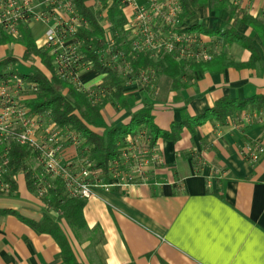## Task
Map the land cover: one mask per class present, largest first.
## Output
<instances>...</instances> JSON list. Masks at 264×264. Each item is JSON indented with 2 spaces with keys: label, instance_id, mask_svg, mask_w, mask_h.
<instances>
[{
  "label": "crops",
  "instance_id": "obj_1",
  "mask_svg": "<svg viewBox=\"0 0 264 264\" xmlns=\"http://www.w3.org/2000/svg\"><path fill=\"white\" fill-rule=\"evenodd\" d=\"M204 8L193 10L188 25L212 49L213 57L224 52V60L212 72L195 73L183 89L168 90L152 111L153 124L160 130L170 131L173 123L184 118L193 130L183 127L177 141L158 139L155 150L160 159L151 165L144 183L110 189L92 183L95 196L83 208L86 229L75 233L64 221L61 224L80 264H264V154L255 163L245 156L253 146H264V110L248 105L224 121L210 113L222 98L264 97V47L242 22V32L234 28L236 21L218 27L214 9L208 14ZM259 8L256 1L253 10L240 12L241 18L249 15L262 21ZM223 11L228 21L229 11ZM230 27L252 38L254 60L238 41L206 33H228ZM24 28L36 42L42 40L43 24L33 22ZM201 29L205 32L200 33ZM0 48L10 52L0 60L20 59L23 53L18 43ZM17 68L28 70L20 64ZM77 78L90 91L100 84L102 75L85 65ZM156 91L165 92L158 87ZM124 92L134 98L132 108H138L139 83L127 82ZM130 122L128 110L108 104L103 119L90 128L102 135L110 127L126 129ZM72 147H65L63 161L76 171L82 158ZM28 165L36 174L40 172L35 158ZM15 181L13 195L0 194V264H66L53 236L29 223L41 221L42 200L28 190L22 171Z\"/></svg>",
  "mask_w": 264,
  "mask_h": 264
},
{
  "label": "built area",
  "instance_id": "obj_2",
  "mask_svg": "<svg viewBox=\"0 0 264 264\" xmlns=\"http://www.w3.org/2000/svg\"><path fill=\"white\" fill-rule=\"evenodd\" d=\"M215 1H222L238 11L253 10L254 3L259 1L264 24V0ZM181 2L182 0L94 1L102 10L114 8L127 19L122 26L119 44L127 49L117 50L118 35L114 32L109 38L105 36L104 46L97 51L100 60L104 61L107 56H111V63L123 61L125 73L130 71V58L135 54L148 55L153 61L154 58L159 60L164 54L174 55L177 61H210L213 51L202 41L200 34L186 31L180 26ZM33 22L44 25L42 42L36 44L52 57L56 74L70 82L77 91L85 93L91 104L104 98L107 90L86 91L78 82L77 73L85 64L80 63V41L76 35L80 29H87L89 25L77 12L73 0H0V39L5 36L19 39L21 30ZM107 26L113 25L109 23ZM140 79L145 82V71L141 73ZM37 90V84L24 81L17 70L8 67L0 73V194H7L10 188L6 177L11 173L9 151L13 144L27 147L41 167V186L37 193L39 197L49 187L48 181L56 178L61 181L69 198L85 201L95 196L92 183L110 189L147 181L151 165L159 162L160 158L155 149H148L143 130L133 136L127 135L120 143L119 157L108 164L107 181L101 178V169H92L85 159L80 161L79 169L74 171L71 164L63 161L62 154L68 144L75 147L79 145L77 137L71 132H63L51 120L35 115L23 104L27 95ZM248 152L245 156L255 163L264 154V146L257 144ZM44 176L48 180H43Z\"/></svg>",
  "mask_w": 264,
  "mask_h": 264
},
{
  "label": "trees",
  "instance_id": "obj_3",
  "mask_svg": "<svg viewBox=\"0 0 264 264\" xmlns=\"http://www.w3.org/2000/svg\"><path fill=\"white\" fill-rule=\"evenodd\" d=\"M90 1L96 0H73L77 12L86 19L89 25L87 29H80L76 35L77 39L82 42L78 50L81 56L80 63L89 65L102 75L100 84L94 87V90L105 89L108 92L98 103L91 104L85 93L77 91L70 82L61 79L56 74L52 57L47 51L37 46L35 39L26 28L21 30V36L17 40L6 36L0 39V46L18 43L23 47L20 59L6 57L0 60V73L8 67L11 70L19 71L17 68L19 64L28 67V70L19 71V74L24 81L36 83L38 90L28 94L23 104L35 115L54 122L63 132L73 133L79 140L77 152L80 157L90 163L92 169H101L103 173L101 178L107 181L109 177L108 164L119 157L120 143L127 135L133 136L139 130L145 131L148 149L152 150L156 148L158 139L177 141L183 127L187 126L191 131L193 130V126L188 124V118L173 123L170 131L160 130L153 124L152 111L158 101H163L167 97L168 90L183 89L187 83L194 79L195 73L212 72V67L217 62L224 60L225 53L220 52L211 61L200 63L177 61L172 54H164L158 61H153L145 54H135L134 57L130 58V71L125 73L123 61L111 63V56H107L104 61L100 60L97 51L104 46V31L92 11V6L88 5ZM102 1L104 2V0ZM181 3L180 26L186 31L195 30L186 24V21L194 15L193 10L200 6L207 7L208 3H211L214 10H228L229 20L235 12L222 1L182 0ZM106 12L108 22L114 26V31L118 35L117 50L125 51L127 47L119 44L122 26L127 19L124 14L114 8ZM241 22L258 35L264 47L263 22L249 15H243ZM232 27L228 33L221 31L206 33L210 35L220 34L227 36L230 40L238 41L251 52V60H254L256 48L252 38L237 34ZM204 32V29L200 30V33ZM111 53L113 54V50ZM37 64L41 65L43 69ZM143 71H154L159 74L161 79H159L156 87L164 89L165 92L158 93L149 86L139 84L140 106L133 109L131 105L134 98L125 94L124 85L130 81L140 83V75ZM181 78H185V80ZM108 104L128 110L131 115V122L126 129L110 127L102 135H99L90 127H95L98 121L103 119V109ZM248 105L256 110H264V97H255L244 101L222 98L214 104L210 113L217 120L224 121L227 118L237 116ZM31 157L36 159L27 147L15 144L10 146L9 168L11 173L9 177H6L10 186L7 194L13 195L16 192L17 185L14 177L21 171L25 175L28 190L32 193H38L41 186V167L39 166L40 172L36 174L28 165V160ZM42 179L48 180L45 176ZM48 182L49 187L45 194L40 197L44 204L42 219L39 223H29L37 230L53 236L61 248L62 258L66 264H80L62 231L61 224L64 221L75 233L77 230L86 229L83 218V208L86 201L79 198H69L58 178Z\"/></svg>",
  "mask_w": 264,
  "mask_h": 264
},
{
  "label": "rangeland",
  "instance_id": "obj_4",
  "mask_svg": "<svg viewBox=\"0 0 264 264\" xmlns=\"http://www.w3.org/2000/svg\"><path fill=\"white\" fill-rule=\"evenodd\" d=\"M210 2L212 1V0H209ZM213 1H215V0H213ZM93 7H92V11H93V13H94V15L96 16V18H97V20L103 25V27H105V28H107L105 31H104V40H105V36L106 37H111V35L113 36V34H114V32L115 31H113V30H115L114 29V26H110V27H108L107 26V23H108V21H107V15H106V10H102L101 8H100V6L99 5H97V4H94V5H92ZM213 9V6H212V4L211 3H209V5L206 7V8H204V9H202V10H207V12H208V14L210 13V12H212L211 10ZM199 10V9H198ZM243 10H235V12H234V15H233V17L230 19V21L228 22L227 20H226V14H225V12L223 11V10H214V13H216V17H215V24H217L218 25V27L220 26V27H226L228 24H230L231 22H234V21H236L237 23L235 24V25H233L234 26V28L236 29V31L238 32V30H239V32H242V25L240 24V22L241 21H238V19H240L241 18V14H240V12H242ZM245 11V10H244ZM129 11H127V13H128ZM203 12V15L204 14H207V13H205V11H202ZM189 23V20H187L186 21V24H188ZM228 23V24H227ZM112 27H113V30H112ZM244 30V29H243ZM121 36V35H120ZM42 42V40H37V43H41ZM8 54H10V52L9 51H7V50H4V48H0V56L2 57V56H6V55H8ZM154 60L155 61H157L158 59L157 58H154ZM160 60V59H159ZM21 71V70H20ZM23 71V70H22ZM138 82V81H137ZM157 83H159V77H158V74L157 73H155L154 71H146L145 72V82L143 83L142 81L139 83V84H142V86H149V87H153V88H151L152 90L154 89V90H156V85H157ZM158 92V91H157ZM74 147V149L76 148L77 149V147H75V146H73ZM72 147V148H73ZM62 157L64 158V152H63V154H62ZM77 158H79V160L81 159V157H80V154H78V152H77Z\"/></svg>",
  "mask_w": 264,
  "mask_h": 264
}]
</instances>
